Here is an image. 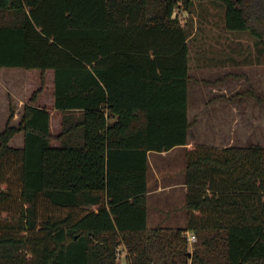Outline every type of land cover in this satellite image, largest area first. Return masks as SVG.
I'll return each instance as SVG.
<instances>
[{
  "label": "trees",
  "instance_id": "trees-1",
  "mask_svg": "<svg viewBox=\"0 0 264 264\" xmlns=\"http://www.w3.org/2000/svg\"><path fill=\"white\" fill-rule=\"evenodd\" d=\"M205 2L254 38L264 67V0H0V69L39 71L41 86L51 71L61 116L54 136L35 93L16 126L10 107L0 264H118L121 246L124 264H264L259 146L186 147L187 229L146 226L147 154L186 146L190 128L192 19L177 11Z\"/></svg>",
  "mask_w": 264,
  "mask_h": 264
},
{
  "label": "crops",
  "instance_id": "crops-1",
  "mask_svg": "<svg viewBox=\"0 0 264 264\" xmlns=\"http://www.w3.org/2000/svg\"><path fill=\"white\" fill-rule=\"evenodd\" d=\"M213 4L214 3L207 2L200 5L194 4L190 14L179 12L180 15L191 17L192 19V31L189 39L194 37L196 32L199 31L204 34L207 32L209 36H214L216 34L212 32H216L218 29L220 30V27L217 28L214 24L217 9L215 7H210ZM205 8L207 9L209 19L206 23L202 24L203 16L201 13L205 11ZM212 10L214 11L213 13L211 12ZM179 13L177 12V14ZM223 32L226 31L224 30ZM31 72H36V70L0 69V98L3 97L1 87H6L5 97L7 96L8 99L6 102L8 103L9 101L10 103L8 111L5 109L3 112L6 115L8 113V117L10 116V107H12L13 116L18 118L19 115L21 118L23 107L28 103L31 97L25 102L24 98L19 94L15 95L14 92L18 91L16 89L18 84H21V86H18L19 93H24V88L30 87V84L26 83V80H23V78L28 74H32ZM51 73V71L45 73L49 74L52 81V96L49 106H37L35 104L34 106L46 108L50 112V115H53V113L57 112L53 108V73ZM188 75L190 78V68ZM191 82L192 81H189L187 87V119L190 128L187 132L186 146L177 147L164 153L147 154L146 226L148 230L156 228L166 231L187 229V211L184 209L186 196V147L198 145L214 150H226L246 149L250 146H255V95L249 96L244 91H240V88L237 86V81L236 88L234 90L229 89L230 92L226 89V84H220V82L224 81H216L217 85H209L206 87L209 92L203 95L197 94L196 96H191ZM240 87L242 88V86ZM21 89H23L22 92ZM0 114L2 115L1 112ZM197 138H203V141H205L204 144H198ZM14 140L17 142V145L13 146L12 143H14ZM9 145L13 148H21L23 146V134H17ZM177 150L183 151H181L182 153L179 155L176 153L174 154ZM177 166L179 168L176 169ZM177 192H180L181 196L178 195L176 198L175 195ZM183 235L187 239L189 235H192V232L187 231L184 232ZM188 246L192 251V244L188 242ZM120 248H122L124 252L120 255L124 262L127 253L124 247L121 246ZM118 253L120 254L119 250Z\"/></svg>",
  "mask_w": 264,
  "mask_h": 264
},
{
  "label": "rangeland",
  "instance_id": "rangeland-1",
  "mask_svg": "<svg viewBox=\"0 0 264 264\" xmlns=\"http://www.w3.org/2000/svg\"><path fill=\"white\" fill-rule=\"evenodd\" d=\"M210 7L217 9L214 24L217 28L220 27V30H213L216 31L212 32L216 34L214 36H209L207 32L205 34L200 31L196 32L195 36L188 41L190 81H192L190 86L191 96H196L197 94L203 95L209 92L206 87L217 85L216 81H224L220 82V84H226V89L230 92L229 89L234 90L238 82L237 86L240 88V91H244L249 96L255 95V146L264 148V102H262L264 101V67L256 41L248 33L223 32L224 10L222 5L214 3ZM177 12L179 13L180 11L178 10ZM211 12L213 13L214 11L212 10ZM201 14L203 16L202 24H204L209 19L207 9L205 8V11ZM31 73L23 78V80H26V83L30 84V87H25L24 93H19L18 86H21V84H18L16 86L18 91H15L14 94H19L26 102L35 93V105L49 106L52 96V81L49 74H45L44 85L41 86L39 72ZM1 88L3 97L0 98V112L2 113V115L0 114V132L9 119L8 113L6 115L3 110L5 111L6 109L8 111L10 103L9 101L8 103L6 102L8 100L7 96L5 97L6 87L2 86ZM39 90L40 93L38 92ZM60 118L61 116L57 113L51 115V135L56 136L59 134ZM19 120V115L18 118L13 116L11 124L16 126ZM204 142L203 138L198 139V144H204ZM51 144L57 147L58 142L52 141ZM12 145H17V142L14 140ZM181 151L183 150H177L174 154L179 155L182 153ZM177 168L179 167L177 166ZM178 195L181 196L180 192H177L175 197L177 198ZM118 250L120 251V255L124 253L122 248L119 247ZM117 263L124 264L123 259L117 257Z\"/></svg>",
  "mask_w": 264,
  "mask_h": 264
},
{
  "label": "built area",
  "instance_id": "built-area-1",
  "mask_svg": "<svg viewBox=\"0 0 264 264\" xmlns=\"http://www.w3.org/2000/svg\"><path fill=\"white\" fill-rule=\"evenodd\" d=\"M187 241H188L189 243H194V242L196 241V238H195V236L192 234V235H189V236L187 237ZM117 257H121L119 253H117Z\"/></svg>",
  "mask_w": 264,
  "mask_h": 264
}]
</instances>
